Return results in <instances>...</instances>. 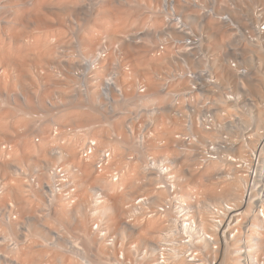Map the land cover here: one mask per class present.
<instances>
[{
    "label": "bare ground",
    "instance_id": "bare-ground-1",
    "mask_svg": "<svg viewBox=\"0 0 264 264\" xmlns=\"http://www.w3.org/2000/svg\"><path fill=\"white\" fill-rule=\"evenodd\" d=\"M59 1L63 11L59 8L60 15L56 13L60 18V26L55 27L52 22L55 15L52 14L59 11L53 10L59 7L56 0H0V65L5 68V73L0 76V95L3 94L8 104H5L1 96L0 102L3 101L9 108L2 109L3 104L0 103V171L8 177L12 186L6 194V201L18 203L21 208V216L14 224L7 226L0 222V231H11L16 235L19 226L24 222L22 216L32 214L31 231L20 243V249L14 256L18 264H112L116 262V255L123 247L131 256L135 254V252L132 254V248L136 245V250L140 248L151 250L157 244L170 243L172 238L170 233H166L165 236L162 233L166 229L164 218L148 217L144 204L137 215L138 208L135 202L138 198L149 196L153 206H157L168 200L169 192L157 188L158 180L150 174L148 170L150 168L145 163L147 154L142 153L139 134H136V131L134 135L126 133L119 125L120 111L123 115L129 116L130 113L125 114L124 110L139 101L150 106L156 104L163 106L167 102L168 96L160 94L162 80L158 78V73L166 65L165 60L153 57L144 47H134L127 43V38L143 26L155 30L163 28L165 22L159 13L161 0H88L89 5L84 4L86 0H81L83 3L81 6L80 0ZM76 6H80L79 8L84 6L82 8L85 13L87 12V17L84 11H81L82 8L77 7L83 17L75 10V14L80 18H72L74 15L71 12L72 15L69 14V17L72 19L66 18L68 13L65 12L69 8L72 11ZM64 7H68L66 11ZM29 21H32L31 24L34 26L30 25ZM209 23L208 46L213 54L219 57L230 35L216 26V22ZM105 45L111 50L108 62L111 70L118 74L117 83L125 95L123 101L116 95L110 100L105 99L103 95L105 81L110 73V70L105 68V63L95 70L84 71L80 78L68 74L70 68L79 67L84 60L87 65L92 62ZM129 64L132 71L127 73L125 68ZM259 64L261 68L254 79L255 82L247 86L255 93L254 96L258 103L260 102L259 113H262L264 110L262 53H259ZM217 69L221 73L225 72L219 61ZM141 81H145L152 91L146 99L136 95L137 85ZM49 102H52V106L48 105ZM12 109L17 112L13 131L16 133L15 139L8 138L13 133L10 130L9 115V110ZM39 112L41 114L36 117ZM102 120H105V123ZM160 125L161 131H158L160 128H155L158 133L155 140H150L145 135L144 144L150 145L147 150L156 155L166 152L170 157L180 158L176 147L162 149L159 142L162 136L172 137L175 131L182 128L181 123L173 122L166 112ZM115 132L118 135L116 138ZM35 133L38 136L33 139ZM119 136L123 139L120 140ZM90 138H98L115 156L113 167L108 168L103 175H98L93 164L85 162L80 156L81 147ZM4 145L11 147L9 159L6 154L8 152L3 149ZM57 148L62 151L61 161L70 162L69 164L77 166L82 171V175L75 176L79 180L80 199L74 206L58 200L53 208L45 213L41 196L32 192L30 197H26L23 179L11 169V165L25 169L27 165L31 168H42L45 164H53L56 161L51 152ZM132 155H135V159L128 162ZM68 157L71 159L68 160ZM181 160L182 163L176 172L178 171V179L184 181L187 177L189 180L183 187L187 192L185 197H188V193L196 195L198 210L202 214L201 223L212 228L209 221L212 216L211 207L222 201L239 202L243 179L232 180L227 176H220L229 168L224 162H212L203 171H194L192 167L194 160L191 157L185 156ZM115 169L121 170L118 182H114L110 175ZM261 170L264 171V164ZM219 188H222L221 193ZM99 190L104 192L102 196H99ZM129 206L136 209H126ZM253 209L254 205L250 204L248 208L246 207V212ZM131 216L137 217L133 219L134 227L127 224ZM61 221L74 222L75 231L84 239V243L83 240L81 243L88 245H84L87 249L91 247V250L95 251V254L93 253L95 260H89V253L86 255L87 252L83 251L84 247H80V244L77 246L81 253L83 251V257L80 254L81 258L89 256L86 257V261L85 259L82 261L77 253H73L76 257L69 256L68 254L72 253L68 250L67 261L63 263L64 260L60 261L61 252L56 249L57 252L54 253L53 245L54 252L48 254L49 250L43 248L45 244L40 243L41 236L48 234L50 231L48 229H56ZM95 225H98L97 229L94 228ZM60 228L56 230L59 231ZM73 241L75 244L80 243L74 239ZM171 248L175 250L176 247ZM170 254L171 264H175L174 261L188 264L182 258L177 260L175 254L172 256V252Z\"/></svg>",
    "mask_w": 264,
    "mask_h": 264
},
{
    "label": "built area",
    "instance_id": "built-area-1",
    "mask_svg": "<svg viewBox=\"0 0 264 264\" xmlns=\"http://www.w3.org/2000/svg\"><path fill=\"white\" fill-rule=\"evenodd\" d=\"M159 13L165 22L163 28L155 30L143 26L127 38V43L144 47L153 57L165 60L166 65L158 78L162 80L160 94L168 96L167 102L163 106H150L139 101L124 110L125 114L130 113L129 116L121 111L118 115L124 132L139 134L142 153L147 154L145 163L150 174L158 180L157 188L169 192L168 200L157 206H153L149 196L138 198L135 202L137 215L144 204L148 217L162 216L166 227L162 233L172 235L171 244H157L151 250H136V245L132 248V254H135L131 256L123 247L112 264H171L170 252L177 260L182 258L188 264H264V171L261 172L264 110L259 113L260 102L247 86L255 82L261 68L259 53L264 54V0H161ZM210 21L230 35L219 57L208 46ZM117 51L121 53L119 49ZM110 52L105 45L92 62L87 65L84 60L79 67L70 68L68 74L80 78L84 71L95 70L105 63L110 73L103 95L108 100L116 95L123 101L125 95L117 83L118 74L111 70L108 62ZM218 61L224 73L217 69ZM58 70L60 72V68ZM125 71L131 72L132 66L127 65ZM4 73L5 68L0 65V76ZM151 93L145 81L138 83L136 95L139 98L146 99ZM51 103L48 105L52 106ZM166 112L173 122L181 123L182 128L170 138L162 136L159 145L162 149L176 147L180 158L170 157L166 152L156 155L147 150L149 144H144L145 135L155 140L158 134L155 128L161 131V119ZM116 137L117 133L114 134ZM119 139L123 137L119 136ZM3 149L8 152L9 159L11 147L4 145ZM51 155L56 162L42 168L27 165L22 169L11 165L23 179L26 197L32 192L41 196L45 213L58 200L74 206L80 199L79 180L75 176L82 175L81 169L61 161L59 148ZM80 156L93 164L98 175H103L114 165L113 151L105 148L98 138L87 140L80 149ZM185 156L194 160V171H203L212 162H224L229 168L220 176L243 179L239 202L222 201L211 207L209 221L212 228L201 223L196 195L188 193L185 197L187 192L183 187L189 182L187 177L184 181L177 177L176 169ZM134 159L135 155H132L128 162ZM110 175L118 182L121 170L115 169ZM11 188L8 177L0 171V222L7 226L21 216L20 204L6 201ZM103 193L99 190V196ZM250 204L254 209L246 212ZM126 209L136 208L129 206ZM31 217L30 213L22 216L24 222L16 235L11 231H0V264H18L14 256L31 231ZM134 218L137 217L131 216L127 222L130 227H134ZM171 247L176 248L172 250ZM174 263L179 264L178 261Z\"/></svg>",
    "mask_w": 264,
    "mask_h": 264
},
{
    "label": "rangeland",
    "instance_id": "rangeland-1",
    "mask_svg": "<svg viewBox=\"0 0 264 264\" xmlns=\"http://www.w3.org/2000/svg\"><path fill=\"white\" fill-rule=\"evenodd\" d=\"M80 1H81V0H80ZM82 1H85V0H82ZM82 1H81V3H79L80 6H81V4L83 5ZM87 1H88V0L85 1V2L87 3V4L84 3L85 5H89ZM59 2H60L59 0H56V5L59 6L58 9H56L57 7H56L55 5H54V7H56V8H53V10L55 9V10H59V11H55V10H54L55 13H53L54 11L52 10V13H53L52 16L55 15V17H52V18H54V20H53V21L51 20V21L55 24V27L60 26V18H59L58 15H60V14H59V12H60V9H59V8H61V7H60V3H59ZM54 3H55V2H54ZM89 3H90V2H89ZM80 6H79V7H80ZM77 7H78V6H76L75 9L72 8V11L69 10L70 8L67 10L66 8H68V7H64V8H65V11L67 10L66 12H65V11H64V12H65V13H68V14H66V15H67L66 18L69 17V16H70L69 14H71V13L74 15V16H72V18L75 17L74 19H78V18H80V17H83L82 15H80V12H81V11H84L83 13H84L85 17H87V12L85 13V10H83V8H82V7H84V6L81 7L82 9L78 7L79 9H81V11L78 10V9H76ZM61 9H62V11H63V8H61ZM73 9H74V12H73ZM75 10L77 11V13H79L80 17H78L79 15H76V14H75ZM78 11H79V12H78ZM57 12H58V15H56ZM64 12H63V14H65ZM70 12H71V13H70ZM61 13H62V12H61ZM88 13H89V12H88ZM72 14H71V15H72ZM88 15H89V14H88ZM76 16H77V17H76ZM56 17H57V18H56ZM58 18H59V19H58ZM70 18H71V17H69L68 19H70ZM72 18H71V19H72ZM89 18H90V17H89ZM89 18H86V20L88 21ZM56 19H57V20H56ZM81 19H82V18H81ZM90 19H92V18H90ZM82 20H85V19L83 18ZM82 20H81V22H82ZM55 21H56V22H55ZM57 21H58V23H57ZM89 21H90V20H89ZM29 22H30V21H29ZM31 22H32V21H31ZM31 22H30V25L34 26L33 24H31ZM52 22H50V23H52ZM56 23H57L58 25H57ZM27 24H28V23H27ZM52 25H53V24H52ZM56 25H57V26H56ZM32 26H31V27H32ZM53 26H54V25H53ZM0 96H1V95H0ZM1 97H3L2 100H4L5 97L3 96V94H2ZM4 101H5V100H4ZM5 102H6V101H5ZM5 102H4V103H5ZM0 103L3 104V101H1ZM5 104L7 105L8 103L6 102ZM5 104L1 105V106H2V109L4 108V110H5V109L8 110L9 108L6 107ZM4 105H5V107H3ZM1 106H0V107H1ZM9 111H10V114H9V115H10V130H12V132H13V131H14L15 122H16V121H15V117H16L17 112H16V110H14V109L9 110ZM110 130H111V129H110ZM39 133H40V132H38V134H39ZM38 134L36 135V133H35L34 135H36V136H33V137H34L33 139H36L37 136H38ZM10 135L13 136V137H11ZM10 135H9L10 137H8V138H11V139L14 138V139H15V135H16L15 132H13V133L10 134ZM39 136H40V134H39ZM35 137H36V138H35ZM35 141H36V140H35ZM128 151H130V150H128ZM130 152H131V151H130ZM130 152H129V154H130ZM39 222L41 223V221H39ZM62 222H63V223H62ZM65 222H66V223H65ZM60 224L64 227V229H63V227H62ZM60 224H59V226H60L61 228L58 226V227H56V229H57V228H60L61 231H60V230L57 231L55 228H52V229H48V230H50V231L48 232V234H44V235L41 236V239H40L41 241H40V243H43L42 245L45 244V245L43 246V248H45V249L47 248V251L49 250V251H48V252H49L48 254L53 253L54 250H55L54 253H56L57 251H58V252H61V253H59L60 256H61V257H60V261L64 260L63 263H65V260L68 258V255H69V256H74V257H76V255L73 254V253H77V256H80V254H81L82 257H83V254H82V253H83V251H85V252H87V254H86V253H85V254L88 255V253H89V256H90V257H89V256H85V254H84V256H85L84 258H81V256L79 257V258H81L82 261H84L83 259H85V261H86V260H87L86 257H89V260H95V257H94L95 251L91 250V247H89V248L87 249L86 246H88V245H86V244H82V243H84V239H82L83 237H82L81 234H79V232L75 231L76 226H75L74 222L72 223V221H70V222H69V221H61ZM69 224H71V225H69ZM72 224H73V225H72ZM64 225H65V226H64ZM74 226H75V228H74ZM42 228L45 229L44 227H42ZM45 230H46V229H45ZM51 230H52V231H51ZM57 233H58V234H57ZM76 233H78L77 235H79V236H77ZM56 234H57V235H56ZM46 235H47V237L49 238V240H47L48 238L46 237ZM48 235H49V236H48ZM59 235H60V236H59ZM75 235H76V237H75ZM80 235H81V236H80ZM57 236H58V237H57ZM73 237H75V238H73ZM79 237H81V238H79ZM76 238L79 239V240H77ZM69 239H72V240L70 241ZM73 239L76 240V241H78V242H80V243H77V242H76V244H75V241H73ZM46 240H47V241H46ZM57 240H58V241H57ZM68 240H69V241H68ZM82 240H83V242H82ZM42 241H43V242H42ZM44 241H45V242H44ZM72 241H73V242H72ZM47 242H49V243H47ZM81 242H82V243H81ZM71 243H72V246H73V247L71 246ZM85 243H86V242H85ZM47 244H48V245H47ZM73 244L75 245V248H76V249L74 248V245H73ZM77 244H78V245L80 244V245H79L80 247H82V248L84 247V248H85V249L83 248L82 253H81V250L78 249ZM49 245H50V247L53 245L55 248H54L53 246L50 248ZM82 245H83V246H82ZM84 245H86V246H84ZM69 246H70V247H69ZM76 246H77V247H76ZM57 247H58V248H57ZM52 248H54V250H53ZM59 248H60V249H59ZM73 248H74V249H73ZM56 249H57V251H56ZM65 249H66L67 251H66ZM68 250H70L69 253L71 252L73 255H72V254H68ZM72 250H73V251L76 250V251L73 252ZM78 250H79L80 252H79ZM63 251H64V252H63ZM77 251H78L79 253H78ZM65 252H67L66 255H65ZM93 253H94V254H93ZM67 254H68V255H67ZM78 254H79V255H78ZM110 254H111V253H110ZM112 254H113V253H112ZM114 255H115V253H114ZM64 256H65V258H64ZM66 256H67V257H66ZM93 257H94V259H92ZM112 257H113V256H112ZM69 258H71V257H69ZM90 258H91V259H90ZM45 259H46V258H45ZM81 260H80V261H81ZM66 261H67V260H66Z\"/></svg>",
    "mask_w": 264,
    "mask_h": 264
}]
</instances>
